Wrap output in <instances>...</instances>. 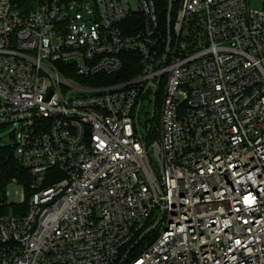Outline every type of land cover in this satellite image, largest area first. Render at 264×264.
Instances as JSON below:
<instances>
[{
    "label": "built area",
    "instance_id": "2783aa9c",
    "mask_svg": "<svg viewBox=\"0 0 264 264\" xmlns=\"http://www.w3.org/2000/svg\"><path fill=\"white\" fill-rule=\"evenodd\" d=\"M26 1L0 0L31 177L0 264H264V0Z\"/></svg>",
    "mask_w": 264,
    "mask_h": 264
},
{
    "label": "trees",
    "instance_id": "16d2710c",
    "mask_svg": "<svg viewBox=\"0 0 264 264\" xmlns=\"http://www.w3.org/2000/svg\"><path fill=\"white\" fill-rule=\"evenodd\" d=\"M161 1L163 2V0L158 2ZM24 3L31 4L29 0ZM126 77L128 76H109L110 79L116 80ZM13 180L24 188L25 195L28 197L31 190L29 173L16 158L13 145L0 146V216L24 214L27 209V202L21 205L7 202L6 190Z\"/></svg>",
    "mask_w": 264,
    "mask_h": 264
},
{
    "label": "rangeland",
    "instance_id": "374dc122",
    "mask_svg": "<svg viewBox=\"0 0 264 264\" xmlns=\"http://www.w3.org/2000/svg\"><path fill=\"white\" fill-rule=\"evenodd\" d=\"M261 3L262 0H250V6L255 10L260 9ZM15 127L8 125L0 128V146L14 145L16 138L14 134Z\"/></svg>",
    "mask_w": 264,
    "mask_h": 264
}]
</instances>
